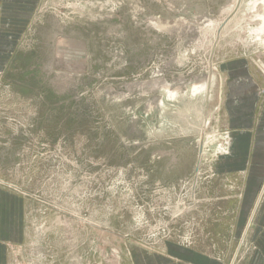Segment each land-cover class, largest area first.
Here are the masks:
<instances>
[{
	"label": "rangeland",
	"instance_id": "374dc122",
	"mask_svg": "<svg viewBox=\"0 0 264 264\" xmlns=\"http://www.w3.org/2000/svg\"><path fill=\"white\" fill-rule=\"evenodd\" d=\"M248 2L0 0V264H253L264 0Z\"/></svg>",
	"mask_w": 264,
	"mask_h": 264
},
{
	"label": "crops",
	"instance_id": "0c3cea01",
	"mask_svg": "<svg viewBox=\"0 0 264 264\" xmlns=\"http://www.w3.org/2000/svg\"><path fill=\"white\" fill-rule=\"evenodd\" d=\"M241 132H243V131H240L238 133V135L243 134ZM248 135H249V132H248ZM236 140L238 141V139H236ZM258 150H259V148L255 147V151L257 153H259ZM256 152L253 153V154L249 153L250 154L249 158L254 157V159L257 158V160L261 159L260 157L262 155L261 154H256ZM262 157H264V155ZM253 163L257 164V165L261 163L263 165L264 161L262 162L261 160H259V161L255 160ZM262 188H264V182H263V184H262V186L260 188V191H259V194H258L259 196H257L259 198L262 195L261 200H260L259 204L257 205V208H255L256 207V205H255L256 202H254V205H253L254 210L253 209L251 210V213L249 215V219L247 220V222H250V225L247 227L246 231L248 230V228L250 229L251 223L253 222V219H254V216H255V214L257 212V209H258V207L260 206V204H261V202L263 200L262 207H261L260 210H258L259 223L255 224L253 230H251V232L249 234V238H251V239H253L255 241L253 243V247L254 248H253V251H252V256L249 258V261H251V263H253V264H264V198H263L264 197V192H263V194H261V189ZM144 257H146V256H144ZM158 260H162V259L157 258V257L156 258L155 257H148V258L146 257V263H144V264H159ZM164 262L162 264H165Z\"/></svg>",
	"mask_w": 264,
	"mask_h": 264
},
{
	"label": "bare ground",
	"instance_id": "6f19581e",
	"mask_svg": "<svg viewBox=\"0 0 264 264\" xmlns=\"http://www.w3.org/2000/svg\"><path fill=\"white\" fill-rule=\"evenodd\" d=\"M251 2H248V3H250V5L253 3L254 5L258 2H256V0L254 1V0H250ZM254 1V2H253ZM247 5V4H246ZM249 5V4H248ZM247 5V6H248ZM253 5V6H254ZM209 21V20H208ZM258 33H260V34H264V28L262 27L260 30H259V32ZM208 85H209V82H208V84H207V82L206 83H200V84H198L197 85V87H195V88H192L191 89V91H190V96H201V98L202 99H204V100H207V98L210 96V89H207V87H208ZM174 103V102H173ZM163 122V121H162ZM167 121L165 120V123H166ZM226 152V151H225Z\"/></svg>",
	"mask_w": 264,
	"mask_h": 264
}]
</instances>
